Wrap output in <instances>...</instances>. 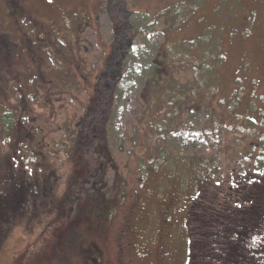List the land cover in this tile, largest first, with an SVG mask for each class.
<instances>
[{"label":"rangeland","instance_id":"374dc122","mask_svg":"<svg viewBox=\"0 0 264 264\" xmlns=\"http://www.w3.org/2000/svg\"><path fill=\"white\" fill-rule=\"evenodd\" d=\"M126 2L136 22H143L142 14H166L141 36L136 61L127 55V76L107 88L112 94L100 105L98 81L111 38L128 21ZM209 27L208 37L225 55L221 72L232 79L219 76L228 86L196 94L193 65L173 67L166 43L200 38ZM0 34V178L13 188L30 180L35 188L47 187L39 199L24 197L35 205H26L28 213L10 225L0 264H192L188 212L205 193H215L209 182L225 194L238 176L248 182L258 174L264 4L0 0ZM153 61L157 80L169 76L189 100L159 135L158 117H145L153 89L146 91L142 79ZM21 94L28 96L26 109ZM6 110L13 115L4 121ZM89 148L99 163L86 178Z\"/></svg>","mask_w":264,"mask_h":264},{"label":"trees","instance_id":"16d2710c","mask_svg":"<svg viewBox=\"0 0 264 264\" xmlns=\"http://www.w3.org/2000/svg\"><path fill=\"white\" fill-rule=\"evenodd\" d=\"M126 5L128 8L126 12H129V16L127 17L128 21L124 26L115 30L111 38L109 55H107L104 61L106 73L102 72V77L98 81L99 87L96 90V100L100 102V105L105 102V96H110L112 94L107 88L112 87L113 84L117 85L127 76V72H129L127 69L128 63L126 64L125 61L127 55H131L132 59L134 56V61H136V54L139 55V49L143 45V41H140L141 36L150 32L151 29L159 23L161 17L166 14L162 12L153 18L148 17L147 14H142L144 19L143 22H136L132 18L133 11L129 8L127 2ZM20 8L22 9L23 5L20 6ZM172 8L174 9L176 6ZM181 17L185 19L183 12H181ZM176 23L177 21L175 19L172 24L176 25ZM176 28L177 25L175 29ZM209 31H212V27H209L205 31L200 37L201 39L198 37L184 41H176L172 37L171 42L169 41V43H166L167 49L165 51L168 55L167 59L171 61L173 67L188 63L193 65L196 71L195 75L197 82L194 88L195 92L193 93L196 94L211 92L214 94L218 84L221 87L228 86L227 82L220 80L219 76L225 79L229 77L232 79V74L226 76L221 72L222 64L225 61V55L221 48H219L217 40L215 39L214 41V39L208 37ZM207 38V44H203ZM188 42L191 43L192 48L186 47ZM118 58H121V60ZM118 62H121L124 67L122 65L119 69L114 67V65H118L116 64ZM122 68L124 69L122 70ZM156 69L155 61L146 63V68L144 70L147 72H145L142 80L145 83L146 91L153 89L149 93L151 95L150 97H152V104L148 105L145 117L150 118L152 114L155 118L158 117L154 127L159 135L164 132L163 129L166 128L165 125L170 115L178 111L182 103H186L189 100L184 90L178 87L179 83L172 82L174 85L172 86V83L168 80L169 76L166 75L163 80H157L161 76ZM17 73L18 72H16V74ZM236 73L237 71L235 70L234 74ZM225 88L226 87H224V89ZM228 89H230V87L226 88V90ZM20 101H23L26 109V106L29 104L28 96L21 94ZM1 113L6 114V117L3 119L4 121H6V118L12 119L11 116L13 112L6 110ZM90 116H88L86 120L83 119L84 123H89L88 119ZM10 127L12 126L10 125ZM86 128L89 129V125H87ZM86 131H88L92 139H96V135L94 136L91 130ZM202 135L210 139L208 132L203 131ZM260 144L264 147V140H260ZM22 148L23 146H18V150ZM87 152H89L90 160H88V177L86 176V178H91L95 175L99 162L97 163L95 157L96 153L93 152L91 148H89ZM257 165L259 166V173L257 177L255 176L257 179L254 181L249 180V185L245 183L248 187H245L246 190L243 193L244 200L234 206L232 213L227 211L224 191L212 189V182H209V188L215 193H205L203 199H200V202L194 205L188 212L189 224L193 237L192 264H247V262L244 261L245 255L242 252L247 249L254 252L257 248H264V239L258 240L255 237L256 234L263 232V229L260 227V222L261 220L264 221V149L259 153ZM41 187L42 189L33 187V182L30 180V182L21 183L19 188H13V185L9 181L7 182L0 178V244L9 233L10 225L13 224L16 219L28 213L25 208L31 204L35 205V201H33V203H23L25 200L24 197L26 199L30 198L31 200H33L32 198H41L42 193H45L47 188L44 184H41ZM79 188L80 186L78 184L73 193H71L72 197L78 193H75V191ZM9 190L11 192L7 194ZM70 201H72L71 198L65 200V203L69 205ZM241 205H244V209L246 210L245 215H243V212L240 210ZM243 217H245L247 221V230L244 229L245 222L242 220ZM263 258L264 257L258 253L251 254L250 264H264V261H262Z\"/></svg>","mask_w":264,"mask_h":264},{"label":"flooded vegetation","instance_id":"af4514ba","mask_svg":"<svg viewBox=\"0 0 264 264\" xmlns=\"http://www.w3.org/2000/svg\"><path fill=\"white\" fill-rule=\"evenodd\" d=\"M260 3H263L264 4V1L263 0H260ZM262 57H264V52H263ZM257 171H258V168H257ZM258 173H259V171H258ZM263 173H264V171H263ZM257 175H256V177H257ZM256 177L253 178V179H249V180L254 181V180L257 179ZM242 179H243V181L240 182V180H242ZM249 180H248V182H244L243 176H241V177L238 176L237 177L236 184L233 185V186L232 185H229V188L225 192V195H224V200H225V202L227 204V211H229V213H232L233 212L232 210L234 209V206L235 205H237L238 203H240V201L244 200L243 199V193L246 190L245 187H248V185H249ZM245 183L248 184V185H246ZM240 210L243 212V215L246 214V210L244 209V205H241ZM242 220L245 222L244 229L247 230V226H246V222L247 221H246V218L243 217ZM260 227L263 229V232H261L260 234H256L255 235V237L258 240L264 239V221L263 220H261V222H260ZM255 250L256 251L253 252L252 250L250 251L249 249H247L244 252H242L245 255V260L244 261L247 262V264H250L251 263V254H257L258 253L259 255H261V256L264 257V248L263 247H262V249H258L257 248ZM262 261H264V258H263Z\"/></svg>","mask_w":264,"mask_h":264}]
</instances>
